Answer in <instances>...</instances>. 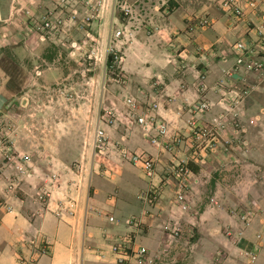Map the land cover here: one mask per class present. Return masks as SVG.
I'll use <instances>...</instances> for the list:
<instances>
[{"label": "crops", "instance_id": "0c3cea01", "mask_svg": "<svg viewBox=\"0 0 264 264\" xmlns=\"http://www.w3.org/2000/svg\"><path fill=\"white\" fill-rule=\"evenodd\" d=\"M19 2L33 8L50 4ZM235 2L242 10L240 18L222 0L142 2L152 12L147 21L152 29L149 34L135 32L133 42L143 44L126 48L130 61L124 69L128 82L123 96L145 108L156 104L151 114L167 122L169 134L183 135L175 149L152 143L154 130L146 134L123 109L112 125L101 122L108 137L101 152L77 159L75 149L72 155H62L60 146L43 147L36 172L23 181L16 196L5 190L11 168L0 155V198L12 207H0V264H123L112 249L120 241L128 247L145 246L151 253L164 249L154 264H246L248 253L254 254L250 264H264V77L225 75L235 64L236 41L264 60V0ZM10 13V0H0V27ZM192 14L207 15L209 26L189 30ZM125 19L116 11L111 24L125 25ZM13 22L6 25L10 31L24 26L20 14ZM20 49L22 55V44ZM131 61L134 68L128 65ZM205 65L201 83L206 87L198 78ZM234 91L247 95L230 96ZM2 99L0 95V104ZM202 100L211 106L198 113L193 106ZM221 114L230 122L224 129L219 127ZM190 119L217 128V141L199 149L197 162L190 159ZM232 121L238 122V138L246 145L232 132ZM225 139L230 140L226 151ZM122 147L153 157V176L147 177L139 163L121 158ZM179 163L191 170L184 189L186 209L176 199L173 169ZM153 187L158 196L148 203L143 193ZM41 189L48 192L42 200ZM173 225L180 227L174 238L166 229ZM44 244L47 249L42 251Z\"/></svg>", "mask_w": 264, "mask_h": 264}, {"label": "rangeland", "instance_id": "374dc122", "mask_svg": "<svg viewBox=\"0 0 264 264\" xmlns=\"http://www.w3.org/2000/svg\"><path fill=\"white\" fill-rule=\"evenodd\" d=\"M126 1L132 7L128 15L122 13L114 0H50L49 6L36 3L34 8L33 4L10 0L12 18L1 20L3 27H0V45L8 41L0 46V95L3 98L0 137L10 157L0 155L11 168L5 187L9 195H18L23 181L36 172L37 158H42L43 147L60 146L62 155H72L75 149L77 159L90 156L95 151L97 126L107 115H117L126 109L123 93L128 77L124 69L130 61L126 48L130 50L143 44L133 42L135 32L142 30L149 34L152 29L147 24L152 12L143 8V0ZM116 11L121 18H128L124 20L125 25L111 24ZM44 13L56 24L53 29L40 27V15ZM17 14L22 15L24 26L14 25V31H10L6 25L14 23ZM202 18L208 20V27L207 15L192 14L189 30L200 28ZM117 30L121 34L114 37ZM39 40L43 42L38 45ZM21 44L25 48L22 55ZM128 65L135 67L133 62ZM206 72L207 65L198 75L200 86ZM246 95L237 91L230 94L236 98ZM219 117L223 121L219 127L224 129L230 122L223 114ZM232 123L238 124L237 121ZM169 136H178L181 140L178 145L183 141L181 133ZM15 161H19V168L14 166ZM11 180L16 181L15 186L10 184ZM35 188L40 189L38 185ZM0 207L12 210L4 198H0Z\"/></svg>", "mask_w": 264, "mask_h": 264}, {"label": "built area", "instance_id": "2783aa9c", "mask_svg": "<svg viewBox=\"0 0 264 264\" xmlns=\"http://www.w3.org/2000/svg\"><path fill=\"white\" fill-rule=\"evenodd\" d=\"M114 4L120 8L123 14L128 15L132 12V7L126 0H114ZM255 1H251L250 5L255 6ZM222 5L230 11L233 15L240 18L242 15V10L237 5L235 0H222ZM40 27L44 30L53 29L55 27V23L50 20V18L44 14L40 15ZM199 24L202 28L206 27L208 24V20L206 18H202L199 20ZM120 31L117 30L114 32V37H118L120 35ZM233 49L236 52L235 64L230 71H225V75L227 77H232L234 74L240 73H255L257 77H264V60H260L255 58L250 49L246 46L243 41H236L233 44ZM114 57L117 58V55L114 54ZM201 86H204V83H201ZM206 87V86H204ZM125 116L131 118L133 122L139 125L142 129L145 130L146 134H149L151 130H154V134L152 135L151 142L155 144H164L165 149L173 150L181 141L178 136L170 137L168 135V126L167 122L163 118L157 117L154 112L151 111L156 108V104L153 103L150 108H145L143 106L140 107V104L133 97L125 98ZM211 104L207 100L199 101L195 106H193V110L198 113H204L210 108ZM192 108V107H190ZM115 120V115H107L105 119V123L108 125H112ZM190 123L188 127L190 128V143H191V155L190 159L194 162H197L199 157V149H203L204 147H213L214 141L216 138V125L213 126L202 125L198 122H194L188 120ZM232 132L236 136L237 140L241 142L242 145H245V140L238 138V124L231 123ZM220 126V125H219ZM94 148L97 152L103 151L108 144V137L103 126H97L94 134ZM230 144L229 139H225L223 141V150L226 151L228 149V145ZM6 151L8 148L2 144V139L0 137V153L5 154V157L9 158V155H6ZM119 155L123 159H127L132 163H139L142 167L144 174L147 177H152L154 174V163L155 160L153 157L145 154L144 152L132 151L128 148L122 147L119 149ZM14 166L19 168L20 164L18 162H14ZM191 170L187 163H179L173 169V174L177 181V192L176 199L182 209H186L188 207V202L185 198L184 189L187 186L188 175ZM48 175L43 178V181H46ZM18 180V179H17ZM10 184L12 186L16 185L15 180H11ZM46 189H41L38 192V198L42 200L44 196L48 195ZM145 200L148 203H152L158 196V190L153 187L143 193ZM243 221L248 223V216L245 215L242 217ZM166 229L169 231V236L174 238L180 232V227L177 226H167ZM259 237V235H258ZM47 249L46 244L42 246V251ZM113 251L118 255L117 260L119 263L123 264H154L157 260L161 259L164 255L165 250L159 249L154 253H151L145 246L137 245L134 247H128L123 245V243L117 242L112 247ZM41 250V248H40ZM254 259L253 253L246 254V264H250Z\"/></svg>", "mask_w": 264, "mask_h": 264}]
</instances>
